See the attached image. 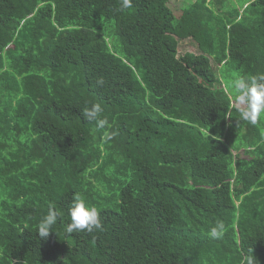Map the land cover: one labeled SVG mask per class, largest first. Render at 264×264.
Returning a JSON list of instances; mask_svg holds the SVG:
<instances>
[{
	"label": "trees",
	"instance_id": "1",
	"mask_svg": "<svg viewBox=\"0 0 264 264\" xmlns=\"http://www.w3.org/2000/svg\"><path fill=\"white\" fill-rule=\"evenodd\" d=\"M170 1L0 0V264H264V120L232 89L264 73V0ZM74 193L102 231L66 232Z\"/></svg>",
	"mask_w": 264,
	"mask_h": 264
},
{
	"label": "clouds",
	"instance_id": "2",
	"mask_svg": "<svg viewBox=\"0 0 264 264\" xmlns=\"http://www.w3.org/2000/svg\"><path fill=\"white\" fill-rule=\"evenodd\" d=\"M132 7V0H121L120 10ZM103 78L96 81L97 86H103ZM234 92V107L239 113L241 120L250 124H257L258 121L264 120V73L249 74L235 79L232 83ZM104 109L100 103H93L91 107H85L82 112L87 121H95L99 128L111 127L107 118H101ZM107 139H111L110 133H105ZM71 223L66 227V232L87 231L92 233L94 230H103V221L99 209L90 205L79 193H74L72 204L69 208ZM61 214L58 210L49 207L47 214L38 224V235L47 239L53 231ZM226 225L223 221H216L208 232L210 238H222L225 234ZM242 264H257L253 254L246 257Z\"/></svg>",
	"mask_w": 264,
	"mask_h": 264
},
{
	"label": "rangeland",
	"instance_id": "3",
	"mask_svg": "<svg viewBox=\"0 0 264 264\" xmlns=\"http://www.w3.org/2000/svg\"><path fill=\"white\" fill-rule=\"evenodd\" d=\"M193 1L194 0H171L169 2V6L173 11L176 12V11H180L182 8L189 6ZM239 1L240 0H230L232 4H237L239 3ZM186 52H193V53L200 52L197 43L191 38L179 41V54L183 55ZM214 67L217 70V72L220 73V66L214 64ZM225 74H226L225 76L228 75V79H229V78H233L232 75H235L236 72L231 71L229 74L228 72H226Z\"/></svg>",
	"mask_w": 264,
	"mask_h": 264
}]
</instances>
